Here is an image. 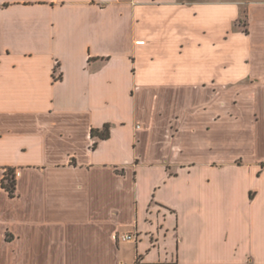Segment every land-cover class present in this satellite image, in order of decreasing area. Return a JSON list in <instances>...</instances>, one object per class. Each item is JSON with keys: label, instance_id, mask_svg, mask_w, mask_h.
Wrapping results in <instances>:
<instances>
[{"label": "crops", "instance_id": "obj_1", "mask_svg": "<svg viewBox=\"0 0 264 264\" xmlns=\"http://www.w3.org/2000/svg\"><path fill=\"white\" fill-rule=\"evenodd\" d=\"M263 148L264 0H0V264H264Z\"/></svg>", "mask_w": 264, "mask_h": 264}, {"label": "trees", "instance_id": "obj_2", "mask_svg": "<svg viewBox=\"0 0 264 264\" xmlns=\"http://www.w3.org/2000/svg\"><path fill=\"white\" fill-rule=\"evenodd\" d=\"M110 124H106L102 133H98L97 129H93V136L99 135L101 138H107L109 136ZM16 170L14 168L6 169L4 177L2 179V186L8 191L11 197L16 195Z\"/></svg>", "mask_w": 264, "mask_h": 264}, {"label": "built area", "instance_id": "obj_3", "mask_svg": "<svg viewBox=\"0 0 264 264\" xmlns=\"http://www.w3.org/2000/svg\"><path fill=\"white\" fill-rule=\"evenodd\" d=\"M116 238L119 241H138V236L136 233L118 232Z\"/></svg>", "mask_w": 264, "mask_h": 264}, {"label": "rangeland", "instance_id": "obj_4", "mask_svg": "<svg viewBox=\"0 0 264 264\" xmlns=\"http://www.w3.org/2000/svg\"><path fill=\"white\" fill-rule=\"evenodd\" d=\"M261 130H262V126H261V123H259L255 131L260 132ZM261 154L264 155V148H263V150L260 149L258 152L248 153L246 155H247L248 158L253 159V158L257 157V156H260Z\"/></svg>", "mask_w": 264, "mask_h": 264}]
</instances>
